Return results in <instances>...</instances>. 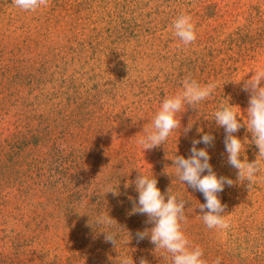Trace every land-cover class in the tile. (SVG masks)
<instances>
[{
	"label": "trees",
	"instance_id": "trees-1",
	"mask_svg": "<svg viewBox=\"0 0 264 264\" xmlns=\"http://www.w3.org/2000/svg\"><path fill=\"white\" fill-rule=\"evenodd\" d=\"M0 5L7 7H0V264H120L125 255L133 264H172L150 238H136L154 227L132 213L139 172L153 174L165 202L168 189L186 200L182 229L207 264L217 257L221 264H264V234L255 237L256 226L235 208L246 203L248 181L228 164L225 132L214 120L221 105L236 106L242 126L234 135L249 141L240 159L257 158L243 86L246 69L264 68V3L243 9L208 0H48L36 11L14 0ZM181 13L196 26L187 46L172 28ZM189 74L201 84L215 81L216 89L195 109H181L180 129L161 146L143 151L145 129ZM204 133L215 138L207 151L217 177L234 181L218 194L226 230L207 228L198 208L204 196L173 166ZM107 214L116 223L98 222ZM104 232L116 234V246Z\"/></svg>",
	"mask_w": 264,
	"mask_h": 264
},
{
	"label": "clouds",
	"instance_id": "clouds-1",
	"mask_svg": "<svg viewBox=\"0 0 264 264\" xmlns=\"http://www.w3.org/2000/svg\"><path fill=\"white\" fill-rule=\"evenodd\" d=\"M17 8L23 11H36L41 7L48 6V0H14ZM174 35L180 39L183 45L194 43L197 39L196 26L191 15L181 13L173 22ZM215 81L201 84L189 74L183 81V87L175 94L165 98L156 113L151 128L145 129V135L138 141L144 150L159 147L167 140L173 130L180 129V116L177 114L185 106L196 108L200 102L209 99L216 89ZM244 90L250 93L249 106L247 108V128L252 134V143L258 148V156L253 162L247 158L240 159L245 151V139L243 142L237 138L241 128L238 120L236 106L221 105L214 113V120L217 126L223 127L225 132L224 146L227 153V162L237 170V179L241 182L248 181V185L258 179H264V68L254 71L251 79L245 81ZM191 125L184 129L187 133ZM201 130H198V132ZM214 136L204 133L199 140L192 141L190 156L185 159L176 155L173 161L176 174L179 180L187 183L194 191H199L205 198L204 204H199L200 215L204 224L209 229H228L230 227L224 214L226 205L221 203L219 193L223 192L225 185L231 187L233 180L220 176L213 170L209 163L210 155L207 151L214 143ZM205 147L197 148V144ZM207 172L206 175H202ZM140 174L134 181L138 192V202H133L132 213L145 214L148 217L147 223L154 227L151 230L137 232V240L150 238L155 249H163L171 254L172 264H207L203 257V249L199 246H192L189 238L182 229V222H186L185 204L186 200L178 199L176 194L169 195L167 190V201L165 194H162L157 187V179L151 176ZM116 194V189H109L107 193ZM205 209L207 211L205 212ZM101 224H112L115 222L107 215L98 220ZM116 223V222H115ZM105 241L111 242L114 246L117 243V236L113 232H104ZM150 233V235H149ZM120 264H133L128 256L120 257ZM139 264H148V261L141 258ZM213 264H221L217 257Z\"/></svg>",
	"mask_w": 264,
	"mask_h": 264
},
{
	"label": "rangeland",
	"instance_id": "rangeland-1",
	"mask_svg": "<svg viewBox=\"0 0 264 264\" xmlns=\"http://www.w3.org/2000/svg\"><path fill=\"white\" fill-rule=\"evenodd\" d=\"M209 2H215L219 3L220 5L224 4H230L232 2H238L239 5H241V8L246 9L249 5H261L264 3V0H208ZM1 8H7L6 5H0ZM233 11L235 12V8L231 7ZM238 8V7H237ZM9 9V8H8ZM239 22H241V19H239ZM229 26V24H228ZM264 59V57H263ZM255 69L253 68L252 71L249 69H246V75L245 77H248V80L251 79L252 75H254ZM244 76V75H243ZM88 172V171H86ZM259 181H256L252 183L251 185H248V182L243 187V194L245 197L241 199V201H246V203L238 204L235 206L238 213L242 217V221L248 220V222H253V224L256 226V229H254L255 237L257 235L262 236L264 233V179H258ZM263 228V230H260L259 228ZM241 236H243V232L241 233Z\"/></svg>",
	"mask_w": 264,
	"mask_h": 264
}]
</instances>
